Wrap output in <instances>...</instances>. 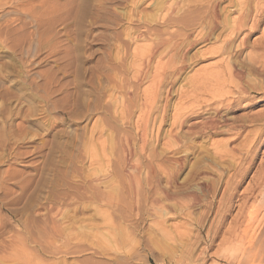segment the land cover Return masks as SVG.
Wrapping results in <instances>:
<instances>
[{"label":"rangeland","instance_id":"obj_1","mask_svg":"<svg viewBox=\"0 0 264 264\" xmlns=\"http://www.w3.org/2000/svg\"><path fill=\"white\" fill-rule=\"evenodd\" d=\"M183 2L0 0V264H264V14L252 4L253 31L231 35L242 0ZM161 41L175 43L139 73L132 53ZM159 62L167 69L147 134L163 165L153 178L138 120ZM174 115L217 125L188 139ZM124 139L139 157L137 196ZM103 170L114 172L105 184ZM196 172L212 186L191 206L194 193L176 186ZM166 185L177 208L159 194Z\"/></svg>","mask_w":264,"mask_h":264},{"label":"bare ground","instance_id":"obj_2","mask_svg":"<svg viewBox=\"0 0 264 264\" xmlns=\"http://www.w3.org/2000/svg\"><path fill=\"white\" fill-rule=\"evenodd\" d=\"M173 1V0H172ZM200 1V0H199ZM206 1V0H205ZM177 2V1H176ZM176 2H175V4H176ZM182 2H183V0H182ZM196 2V1H195ZM194 2V3H195ZM202 2V1H201ZM178 3V2H177ZM184 3V2H183ZM183 3H181V4H183ZM185 3H187V2H185ZM203 3V2H202ZM206 3V2H205ZM175 4H174V6H175ZM179 4V3H178ZM190 4V3H189ZM252 4L254 5V6H252ZM182 6V5H181ZM215 6V5H214ZM253 7V9H255L256 11H254L255 13H257V14H259V15H261V14H264V0H242V2L240 3V4H238V7H237V12H238V14L240 15V17H239V19H238V21H236L235 23H234V25L233 26H231V30H230V32L229 33H231V35L232 34H235V33H239V32H241L242 30H244V29H246V31L248 30V31H253V29L255 28V26H256V20L253 18V16H254V14L252 15V13H251V11H250V7ZM170 7V6H169ZM178 7H180V4H179V6ZM187 7V6H186ZM212 7V6H211ZM175 9H177V8H175ZM215 9H217V8H215ZM180 10V9H179ZM171 11V10H170ZM178 11V10H177ZM172 12V11H171ZM175 13H176V11H174ZM174 14V13H173ZM217 15H219V14H217ZM217 15H216V13H215V11L213 10L210 14H209V17H207V21H208V27L206 28V29H208V28H210V30H213V28L215 27V25H216V21H217ZM258 15V16H259ZM207 16V15H206ZM257 16V17H258ZM204 20H206V19H204ZM206 21V22H207ZM232 22V21H231ZM250 24H249V23ZM201 23V22H200ZM258 23V22H257ZM249 24V25H248ZM202 25V24H201ZM230 25V24H229ZM230 29V28H229ZM215 30V29H214ZM208 31H209V29H208ZM207 31V32H208ZM229 31V30H228ZM198 32V31H197ZM196 32V33H197ZM249 33V32H248ZM135 34V33H134ZM199 34V33H198ZM136 35V34H135ZM140 35V34H139ZM142 35V34H141ZM151 35V34H150ZM197 35V34H196ZM244 35V34H243ZM132 36V35H131ZM138 36V35H137ZM137 36H136V38H137ZM245 36V35H244ZM135 38V39H136ZM139 38V37H138ZM137 38V39H138ZM198 38H199V35H198ZM200 38H201V35H200ZM202 39V38H201ZM134 40V39H133ZM132 40V41H133ZM139 40V39H138ZM169 40V39H168ZM170 41V40H169ZM168 41V42H169ZM167 42V43H168ZM134 43V42H133ZM169 43H171V44H169L170 46H168L167 45V47H166V41H161V42H159V44L158 45H156V47H154L153 46V48H150V50L148 51V53H146V55H140V56H138V55H136V54H134V53H132V57L134 58V63L136 64V68H137V64H138V69H139V73L140 72H142L145 68H148V67H150V64H151V61L153 60V59H155V58H158V57H160V56H162L163 54H166V49L168 48H171L172 47V44H174L172 41L171 42H169ZM189 43V42H188ZM135 45V44H134ZM154 45V44H153ZM190 45V44H189ZM151 46V45H150ZM178 47V46H177ZM176 47V48H177ZM180 47V46H179ZM146 49V48H145ZM145 49H143L144 51H146ZM178 49V48H177ZM135 51V50H134ZM133 51V52H134ZM140 50H138V52H139ZM142 51V50H141ZM140 51V52H141ZM170 53V52H169ZM173 53V52H172ZM140 54V53H139ZM141 54H143V52H141ZM159 60H160V58H159ZM158 62V61H157ZM133 63V64H134ZM155 63V62H154ZM153 63V64H154ZM164 64H166V62L164 63ZM174 64L175 63H173V65H171V66H174ZM157 65V64H156ZM159 67L157 66V68H155V71H156V73H155V71L153 72V73H155L154 75H151V78H152V80H154L156 77V83H155V85H153V89H154V86H156V88L154 89V90H152V91H145V95L144 94H142V95H144L145 96V98H144V101L145 102H147L146 104H148V107H146V105L145 104H143V106L142 105H140V106H142L141 108L139 107V109L141 110V112L140 113H142L141 114V117H140V114H139V117H140V119L138 120L139 121V123H141V131H140V146L138 145V147H140L139 149H140V152H141V154H144L145 152H146V150L148 149V153L146 154V157L148 158V160H149V165H150V167H149V172L151 173H149L153 178H156L157 177V174H156V171H155V169L153 170V166H154V164L156 165V163L158 164V165H163V162H161L158 158V154L156 153V151L152 148V146H151V143H150V141L148 140V138H149V136H148V134H147V130H148V127H149V125H150V123H151V121L154 123V125H155V122H156V119L153 117V111H154V104H155V102H156V100H157V98L159 97V90L161 89V87L163 88V83H164V81H165V78H164V75L166 74V66L167 65H161L160 64V62H159ZM177 65V64H176ZM245 65V64H244ZM169 66H170V64H169ZM135 67V66H134ZM133 67V68H134ZM154 67H156V66H154ZM130 68H131V66H130ZM168 68H170V67H168ZM172 68V67H171ZM171 68H170V71H172L171 70ZM153 69V68H152ZM151 69V70H152ZM172 69H174V68H172ZM150 70V71H151ZM168 71H169V69H168ZM176 71V70H175ZM146 72H148V71H146ZM135 73V72H134ZM134 73H133V75H134ZM139 73H137V74H139ZM169 73V72H168ZM136 74V73H135ZM141 74H143V73H141ZM144 74H146V73H144ZM176 74V73H175ZM175 74L173 75V76H175ZM178 74V73H177ZM147 75V74H146ZM146 75H144V76H146ZM134 77V76H133ZM142 77V76H141ZM147 77V76H146ZM145 77V78H146ZM134 78H136V77H134ZM143 78V77H142ZM153 82H155V80L153 81ZM152 89V88H151ZM164 90V89H163ZM165 91H166V89H165ZM143 92V91H142ZM144 93V92H143ZM162 93V92H161ZM160 93V94H161ZM126 94V93H125ZM161 96V95H160ZM186 96V95H185ZM127 97V96H126ZM129 99V98H128ZM127 101H129V100H127ZM143 101V102H144ZM126 102V101H125ZM125 102H123V106H124V111H126V108H127V104L125 103ZM142 102V103H143ZM165 102H166V100H165ZM164 102V103H165ZM129 103H131L130 101H129ZM166 104V103H165ZM165 104H163L164 105V108L163 107H161L162 109V111L163 112H166L165 110H166V105ZM131 105H133V104H131ZM145 105V106H144ZM129 108V107H128ZM127 108V109H128ZM155 108H157V107H155ZM218 108H219V106H218ZM130 109V108H129ZM132 109H133V107H132ZM217 109V108H216ZM131 110V109H130ZM159 110V109H158ZM218 110V109H217ZM117 111V110H116ZM134 111V110H133ZM215 111V110H214ZM213 111V112H214ZM160 111H158V113H159ZM162 112V113H163ZM217 112V111H216ZM126 113H129V112H127L126 111ZM139 113V112H138ZM177 113V112H176ZM131 114V113H130ZM130 114H129V116H130ZM155 114V113H154ZM157 114V113H156ZM161 114V113H160ZM166 114V113H165ZM179 115H182V114H180L179 113ZM179 115H174V117H173V121H176V122H178L179 121V128H181L180 126L181 125H185V128H186V134L184 133V135H186L185 136V138H188L187 137V135H189V133H191L192 131H194V130H198V132H195V134H197L198 133V135L199 134H201V133H205L207 130V132H209V130H215V128H216V123H215V120L213 121V120H211L212 118L211 117H209V118H211V119H207V118H201V119H198V120H196V121H194V122H190L189 121V118L188 117H185V115L184 116H181L182 117V119H181V117H179ZM127 116V115H126ZM155 116V115H154ZM165 116L166 115H164V114H162V115H160V117H159V123H158V128H160V126L164 123V120H165ZM179 117V118H178ZM206 117V116H205ZM180 119V120H179ZM129 120V119H128ZM137 120V119H136ZM126 122V121H125ZM136 122V121H135ZM137 123V122H136ZM135 123V124H136ZM138 124V123H137ZM219 124V123H218ZM223 124V123H222ZM173 126L172 127H174V123L172 124ZM227 126V125H226ZM176 127V126H175ZM178 127V126H177ZM225 127V126H224ZM152 128H153V126H152ZM183 128V127H182ZM231 128H233V127H231ZM231 128L229 129V130H231ZM102 129V128H101ZM100 129V135H102V130ZM177 129V128H176ZM159 130V129H158ZM178 130V129H177ZM94 131V130H93ZM136 131V130H135ZM149 131H151V129L149 130ZM180 131V130H179ZM137 132H139V131H137ZM142 132V133H141ZM182 133H183V131H181ZM181 132H180V134H181ZM150 133V132H149ZM136 134V133H135ZM151 134V133H150ZM194 134V135H195ZM179 135V134H178ZM181 135H183V134H181ZM193 135V134H192ZM197 135V136H198ZM92 136V135H91ZM151 136V135H150ZM190 136V135H189ZM127 137V136H126ZM177 137V136H176ZM94 138V137H93ZM124 138V137H123ZM135 138V137H134ZM181 138H184V137H182L181 136ZM184 138V139H185ZM190 138V137H189ZM188 138V139H189ZM173 139H175V138H173ZM179 139V138H178ZM137 140V139H136ZM119 141V140H118ZM130 141V140H129ZM129 141L128 140H123V142H120L119 141V148L120 149H122V154L123 155H121V156H123L124 157V162H125V164L126 165H129V170H128V172H127V175L125 176V178L127 179V189L129 190V192H130V194L131 195H133V194H135V196H137L138 195V193H140V181H139V179L137 178V176H136V174H137V171L138 170H140V165H139V163H138V161H139V157L138 156H136L132 151H131V147H130V143H129ZM134 141V140H133ZM175 141V142H174ZM178 141V140H177ZM182 141V140H181ZM90 141H88V143H89ZM92 142H94V141H92ZM137 142V141H136ZM136 142H133V143H136ZM173 142L175 143H173L175 146L177 145L178 146V144L177 143H180V141L179 142H176V140H173ZM184 142H185V140H184ZM186 142H187V140H186ZM131 144V146L132 147H135L134 146V144ZM182 143V142H181ZM188 143V142H187ZM186 144V143H185ZM184 144V145H185ZM88 145V144H87ZM183 145V146H184ZM86 146V145H85ZM175 146H173V147H175ZM179 146H180V144H179ZM87 147V146H86ZM105 146L103 145L102 146V149L104 148ZM184 147H186V146H184ZM92 148H94L93 146H92ZM90 149H91V147H90ZM101 149V150H102ZM179 149H181V148H179ZM178 149V150H179ZM87 150V149H86ZM100 150V149H99ZM100 150V151H101ZM136 150V149H135ZM216 150L218 151L219 149L218 148H216ZM137 151V150H136ZM174 151V150H173ZM172 151V152H173ZM176 151H177V148H176ZM102 152L104 153V150H102ZM178 152V151H177ZM87 153V152H86ZM89 153V152H88ZM102 153V154H103ZM186 153V152H185ZM112 154V153H111ZM137 154V153H136ZM215 154V153H214ZM217 154V153H216ZM220 154V153H219ZM140 155V154H139ZM95 156V155H94ZM103 156L104 157H106V154H103ZM107 156H108V154H107ZM215 156V155H214ZM93 157V154H92V156H91V158ZM110 157H112V156H110V153H109V158ZM103 158V157H102ZM109 158H107L106 157V165L109 163ZM120 158V157H119ZM222 158V157H221ZM121 159H123V158H121ZM162 159V158H161ZM123 161V160H122ZM180 163V162H179ZM123 164V163H122ZM174 164V163H173ZM182 164V163H181ZM148 165V166H149ZM158 165H157V167H158ZM171 165V164H170ZM169 165V166H170ZM176 165H178L179 166V164H176ZM201 165V164H200ZM161 167V166H160ZM163 168H165L164 166H162ZM177 167V166H176ZM145 168V167H144ZM148 168V167H147ZM170 168H171V166H170ZM174 168V170H175V167H173ZM179 168H181V167H179ZM172 169V168H171ZM173 170V171H174ZM181 170V169H180ZM146 171V170H145ZM148 171V170H147ZM161 171H162V168H161ZM160 171V172H161ZM164 171V170H163ZM173 171H172V173H173ZM196 171V170H195ZM199 171H200V169H199ZM169 172H170V170H169ZM201 172V171H200ZM199 172V173H200ZM101 174H102V177H103V179L101 180V179H98V181L100 182V183H102V184H105V181H106V179H105V177L106 176H109V175H111V174H113L114 172H109L108 170H103L102 172H100ZM159 173V172H158ZM161 173H163V172H161ZM165 173H168V170L165 172ZM178 173V172H177ZM199 173H193V175H192V179L189 181L188 180V183L187 184H185L184 186L185 187H183V188H185L184 189V191H183V189H181V187H177L176 186V188L178 189V191L180 192V191H182V192H180V193H182V194H184L183 196H185V193H183V192H185V191H187V189H188V191H192V193H194L191 197H190V200H189V204L191 205V206H194V205H197V204H199V203H201V202H205L206 201V197H207V194H208V192H209V187H208V185L210 186L211 184H208V185H206L205 183H203V176H201V174H199ZM145 174V173H144ZM147 174V173H146ZM191 174V173H190ZM140 175V174H139ZM138 175V176H139ZM168 174H166V176H167ZM170 175V174H169ZM168 175V176H169ZM146 176V175H145ZM160 176V175H159ZM167 176V177H168ZM150 177V176H149ZM161 177V176H160ZM171 177V176H170ZM205 178H206V176H204ZM146 178V177H145ZM153 178H151V179H153ZM162 178V177H161ZM160 178V179H161ZM165 178V177H164ZM228 178H231V177H228ZM228 178H226V179H228ZM109 179V178H108ZM157 179H159V178H157ZM190 179V178H189ZM207 180H209L208 178H206ZM206 179H204V180H206ZM145 180H147V179H145ZM150 180V179H149ZM168 181H167V184L169 185L170 183H171V179H167ZM173 180H175V179H173ZM207 180H206V182H207ZM220 180V179H219ZM148 181V180H147ZM147 181H146V186H149L150 184H151V182H150V184L148 185V183H147ZM156 181H158V180H156ZM161 181V180H160ZM211 181V179L209 180V182ZM231 181H232V179H231ZM159 182V181H158ZM164 182V181H163ZM174 182V181H173ZM177 182V181H176ZM205 182V181H204ZM209 182H207V183H209ZM230 182V181H229ZM175 183V182H174ZM177 183H179V182H177ZM211 183V182H210ZM212 183H214V182H212ZM231 183V182H230ZM229 183V184H230ZM172 184V183H171ZM176 184V183H175ZM227 185H228V182L226 183ZM225 184V182H224V185H226ZM232 184V183H231ZM226 185V186H227ZM158 186V185H157ZM212 186V185H211ZM215 185H213V187H214ZM229 186V185H228ZM231 186V185H230ZM163 187V186H162ZM170 187V186H169ZM169 187H167V185H166V188H165V191L163 192V191H161L159 194H160V196H163V198H165L166 199V202H176V197L175 198H172L173 197V195H174V193L175 192H177V191H174V190H169ZM149 188V187H148ZM164 188V187H163ZM230 188V187H229ZM153 189V188H152ZM175 189V188H174ZM169 190V191H168ZM211 190H212V187H211ZM226 190V189H225ZM148 191V190H147ZM156 191H160L159 189H156ZM155 191V192H156ZM228 191V190H227ZM153 192V191H152ZM154 192V193H155ZM211 192H213V190L211 191ZM224 192V191H223ZM222 192V193H223ZM179 193V194H180ZM176 194V193H175ZM187 195H188V193H186ZM154 195H156V194H154ZM178 195V194H177ZM187 195L185 196V197H187ZM223 195V194H222ZM174 196H176V195H174ZM184 197V198H185ZM152 198V197H151ZM189 198V197H188ZM153 199V200H152ZM151 199V201H149V204H150V207L152 208V209H154L153 210V212H155V211H160V206H158L160 203V201L158 202V198H152ZM178 201V200H177ZM181 201H183V199H181ZM184 201H185V199H184ZM165 202V201H164ZM179 202V201H178ZM182 203H184V202H182ZM188 203V202H187ZM174 206H175V208H177L176 206H179L178 204H177V202L176 203H174L173 204ZM189 205V206H190ZM188 206V205H187ZM178 208H180L181 209V207H178ZM219 212V211H218ZM158 214V213H157ZM216 224V223H215ZM212 225H214V224H212ZM215 226L216 225H214V227L213 226H210V227H213V228H215ZM203 227V226H202ZM209 227V226H208ZM208 229V228H207ZM211 228H209L208 229V233L207 234H209V232L211 233ZM214 230V229H213ZM163 233V232H162ZM214 233V232H213ZM212 233V234H213ZM245 234H247V229H243V231H242V235L244 236ZM211 235V234H210ZM211 237V236H210ZM196 240V239H195ZM235 251L232 253V255L234 256V257H236L238 254H242L243 255V253H241V251L239 252V248L238 247H235V249H234ZM243 251V250H242ZM202 254V256H203V253H201ZM224 255V254H223ZM241 255V256H242ZM225 256V255H224ZM233 256H232V258H233ZM247 255H245V257H246ZM243 257H244V255H243ZM245 257H244V259L243 260H245L246 261V259H245ZM237 258V257H236ZM187 259V258H186ZM234 259V258H233ZM242 259V258H241ZM190 260V259H189ZM236 260V259H235ZM237 260L238 261H240L241 262V260H240V257L239 258H237ZM247 260H248V257H247ZM179 262H181V261H179ZM178 262V263H179ZM244 262V261H243ZM181 264H183L182 262H181Z\"/></svg>","mask_w":264,"mask_h":264}]
</instances>
